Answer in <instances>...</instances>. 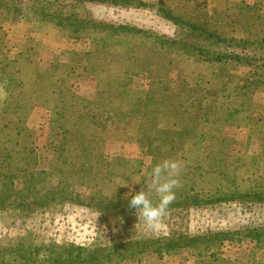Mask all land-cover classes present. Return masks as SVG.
Listing matches in <instances>:
<instances>
[{
  "label": "rangeland",
  "instance_id": "rangeland-1",
  "mask_svg": "<svg viewBox=\"0 0 264 264\" xmlns=\"http://www.w3.org/2000/svg\"><path fill=\"white\" fill-rule=\"evenodd\" d=\"M70 3L0 0V150L29 173L50 175L49 189L71 190L92 205L119 203L124 211L107 215L64 200L51 201L29 216L0 210V247L8 238L25 242V261L6 264H264V234H245L249 228L264 230L260 45L220 44L223 53L247 57L250 63L234 57L186 60L145 34L99 47L87 24L58 27L39 16V8ZM158 8L226 38L264 37V0H98L74 10L87 22L177 38V26L162 18ZM205 107L212 110L211 119L193 121L195 110L201 117ZM215 151L224 166L179 177L175 200L213 194L222 172L231 176L226 192H249V197L170 207L159 229L147 230L128 202L145 188L151 169L174 159L190 172L197 160L213 158ZM39 181L37 187L43 185ZM227 231L241 232L215 238ZM179 233L206 238L188 246L168 245ZM127 239H156L160 252L145 249L114 259L112 252L121 243L124 249ZM81 247L86 255L96 251L95 257L78 256Z\"/></svg>",
  "mask_w": 264,
  "mask_h": 264
},
{
  "label": "trees",
  "instance_id": "trees-1",
  "mask_svg": "<svg viewBox=\"0 0 264 264\" xmlns=\"http://www.w3.org/2000/svg\"><path fill=\"white\" fill-rule=\"evenodd\" d=\"M71 3L66 5H50L44 8H39V16L48 21H51L58 27H62L64 24L69 23H84L87 24L91 33L93 34L92 40L95 41V45L99 43V47H106L109 44H117L122 43L125 44L128 38H131L133 35L142 34L148 37L153 38L160 46L167 45L164 48H172L171 50L176 49L180 54L184 55L186 60H195L200 62H220L223 60V57H234L238 60H242L244 63H250L248 58L245 57L244 60L236 54L229 53L225 54L222 52L220 44H224L225 42H236V47L245 48L246 46H250L253 44H259L261 49L264 52V37L259 39L253 38H245L241 40L234 39L233 37L226 38L220 35L219 33H215L214 31H210L206 27H201L195 24V22L190 20H185L175 16L162 8H158V14L166 19L167 21L172 22L177 26L176 34L177 38L175 39H165L156 34L149 33L147 31H143L140 28L131 27L123 24L113 25L106 24L103 22H87L83 19V15L79 16L78 11L76 12L75 6H79V4L98 1V0H70ZM143 5V3H136L135 6ZM74 11V12H73ZM75 13L77 14L75 16ZM224 35V34H223ZM238 42V43H237ZM172 60V59H171ZM209 109V110H208ZM207 111V112H206ZM208 111L210 108L205 107V112L201 117L198 115V109L195 110L192 120H209L211 119V115L209 116ZM217 115V114H216ZM218 118L222 119V115H217ZM24 129V128H23ZM20 131L18 132V134ZM17 134V135H18ZM61 150H66V148L61 144ZM67 151V150H66ZM72 151V149L70 150ZM64 152V151H63ZM215 155L213 158H204L199 159L195 162L194 165L190 166L187 171L186 165L182 171L180 177L192 178L196 173L201 170L205 171H216L219 167H223L224 165L220 162V158L217 157V151H215ZM0 210L6 209H14L18 210L22 213H26L25 215H30L32 212L36 211L38 208L46 206L51 201L59 202L60 200L64 201H72L77 205H84L87 207H91L93 209H98L102 213H106L107 215H120L123 213L124 208L119 203L110 204L109 202L100 201L96 205H92L89 200L86 198L82 199L79 194L72 192L71 190H66L65 188L53 187L48 188V178L50 175L45 176L43 172L36 171L31 172L27 170V168H22L21 164H19L18 159L14 158L13 155L10 156L7 151L4 152V149L0 150ZM205 165H204V164ZM235 169V166H232ZM13 168H19L16 170H12ZM21 171H27L24 175H21ZM42 175V177H40ZM220 175V184L216 191L208 195V193H195L191 196H185L179 200H175V202L170 207H203L209 203H212L217 200H225V199H236L240 198L242 195L247 196L250 195L247 193H236V192H226L225 189H230L229 182H231V176L226 172L219 173ZM35 177L37 180L35 181ZM39 179H42L43 185L41 187H37L36 185L40 183ZM17 180V182H16ZM20 181V183H18ZM235 183V182H232ZM256 194L253 195L254 196ZM199 196V197H198ZM201 196V197H200ZM249 197V196H247ZM257 199H259L257 197ZM156 202V200H153ZM119 204V205H118ZM99 205V206H98ZM28 215V216H29ZM232 232V231H231ZM218 232L215 233L217 235L215 238L228 237L231 235H237L241 231L232 232ZM128 234V233H127ZM247 235H252L255 237L261 236L264 234V230L262 228H249L245 232ZM200 238H206L203 236H184L183 233H179L177 237H174L169 242L168 245L171 247H182L188 246L191 241L199 240ZM158 240L153 239L149 242L135 239H127V244H125L124 249L121 247H117L112 253L114 259H119L127 253V257L134 256L145 249H151L156 252H160L161 245L158 244ZM25 242L18 238H8L5 245L0 247V264H6L8 261L15 262L17 259H24V249L23 244ZM119 246V245H118ZM86 249L81 247L78 251V256L86 255ZM96 251H92L90 254L84 257L86 259H93L95 257ZM57 259L55 257H51L50 260Z\"/></svg>",
  "mask_w": 264,
  "mask_h": 264
},
{
  "label": "clouds",
  "instance_id": "clouds-1",
  "mask_svg": "<svg viewBox=\"0 0 264 264\" xmlns=\"http://www.w3.org/2000/svg\"><path fill=\"white\" fill-rule=\"evenodd\" d=\"M183 169L182 161L163 160L151 169L145 188L131 195L128 207L135 209L138 220H143L147 230L154 232L159 229L168 215L170 206L176 199V190L181 187L179 177ZM153 196L156 202H153Z\"/></svg>",
  "mask_w": 264,
  "mask_h": 264
}]
</instances>
